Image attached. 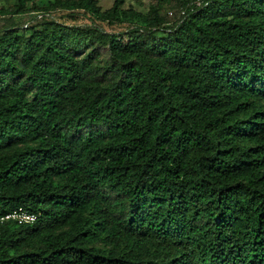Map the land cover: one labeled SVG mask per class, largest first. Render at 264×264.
I'll use <instances>...</instances> for the list:
<instances>
[{
	"label": "trees",
	"instance_id": "1",
	"mask_svg": "<svg viewBox=\"0 0 264 264\" xmlns=\"http://www.w3.org/2000/svg\"><path fill=\"white\" fill-rule=\"evenodd\" d=\"M124 2L0 29V264H264V0Z\"/></svg>",
	"mask_w": 264,
	"mask_h": 264
},
{
	"label": "rangeland",
	"instance_id": "2",
	"mask_svg": "<svg viewBox=\"0 0 264 264\" xmlns=\"http://www.w3.org/2000/svg\"><path fill=\"white\" fill-rule=\"evenodd\" d=\"M54 0H34L33 2H29L25 11L21 14L14 15L10 12L11 8L16 3V0H0V29L11 22L24 24L30 20L38 13L37 8L48 5L50 2ZM114 0H98V5L102 10L109 8ZM152 0H125L123 7L130 8L139 12L147 13V5ZM182 9L175 2L171 1L168 4H164L160 10V13L166 19V23L164 26H174L176 25L181 16ZM78 14L75 19H71L67 16L68 11L55 9L51 10L49 13L50 16L59 22H64L66 24H77V25H85L96 23L100 25L103 29L108 32H121L126 30L128 27H131L132 21L128 19H121L117 23L108 24L106 22H101L93 19L88 14L83 13L82 11H77ZM97 246L103 247L102 243H96Z\"/></svg>",
	"mask_w": 264,
	"mask_h": 264
},
{
	"label": "built area",
	"instance_id": "3",
	"mask_svg": "<svg viewBox=\"0 0 264 264\" xmlns=\"http://www.w3.org/2000/svg\"><path fill=\"white\" fill-rule=\"evenodd\" d=\"M4 219L16 220L18 223H32L35 221L36 215L29 210L18 208L6 216L0 218V220Z\"/></svg>",
	"mask_w": 264,
	"mask_h": 264
}]
</instances>
